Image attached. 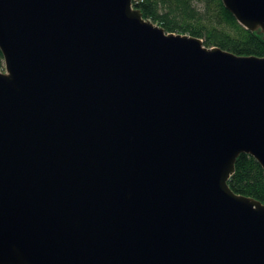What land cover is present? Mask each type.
Masks as SVG:
<instances>
[{
	"label": "water",
	"instance_id": "95a60500",
	"mask_svg": "<svg viewBox=\"0 0 264 264\" xmlns=\"http://www.w3.org/2000/svg\"><path fill=\"white\" fill-rule=\"evenodd\" d=\"M264 34V0H222ZM0 264H264V56L132 0H0Z\"/></svg>",
	"mask_w": 264,
	"mask_h": 264
},
{
	"label": "trees",
	"instance_id": "16d2710c",
	"mask_svg": "<svg viewBox=\"0 0 264 264\" xmlns=\"http://www.w3.org/2000/svg\"><path fill=\"white\" fill-rule=\"evenodd\" d=\"M132 5L166 32L199 37L208 47L236 55L264 56V34L241 26L222 0H132ZM228 185L236 194L264 203V169L251 155L242 153L237 157Z\"/></svg>",
	"mask_w": 264,
	"mask_h": 264
},
{
	"label": "rangeland",
	"instance_id": "374dc122",
	"mask_svg": "<svg viewBox=\"0 0 264 264\" xmlns=\"http://www.w3.org/2000/svg\"><path fill=\"white\" fill-rule=\"evenodd\" d=\"M0 71H4V67H3V69H2V70L0 69Z\"/></svg>",
	"mask_w": 264,
	"mask_h": 264
}]
</instances>
